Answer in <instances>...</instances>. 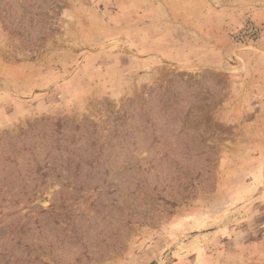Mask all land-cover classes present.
Masks as SVG:
<instances>
[{"label":"rangeland","instance_id":"obj_1","mask_svg":"<svg viewBox=\"0 0 264 264\" xmlns=\"http://www.w3.org/2000/svg\"><path fill=\"white\" fill-rule=\"evenodd\" d=\"M0 264H264V0H0Z\"/></svg>","mask_w":264,"mask_h":264}]
</instances>
